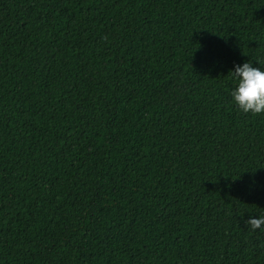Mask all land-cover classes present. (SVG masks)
Returning <instances> with one entry per match:
<instances>
[{
    "label": "trees",
    "instance_id": "1",
    "mask_svg": "<svg viewBox=\"0 0 264 264\" xmlns=\"http://www.w3.org/2000/svg\"><path fill=\"white\" fill-rule=\"evenodd\" d=\"M247 60L264 0H0V264H264Z\"/></svg>",
    "mask_w": 264,
    "mask_h": 264
},
{
    "label": "clouds",
    "instance_id": "2",
    "mask_svg": "<svg viewBox=\"0 0 264 264\" xmlns=\"http://www.w3.org/2000/svg\"><path fill=\"white\" fill-rule=\"evenodd\" d=\"M256 62L247 60L229 70L235 81L229 95L236 108L245 114H264V63ZM245 224L253 230L264 231V213L250 216Z\"/></svg>",
    "mask_w": 264,
    "mask_h": 264
}]
</instances>
